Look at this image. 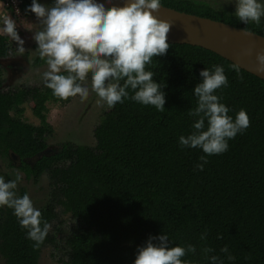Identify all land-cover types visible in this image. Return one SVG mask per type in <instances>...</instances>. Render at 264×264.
<instances>
[{
	"label": "trees",
	"instance_id": "obj_1",
	"mask_svg": "<svg viewBox=\"0 0 264 264\" xmlns=\"http://www.w3.org/2000/svg\"><path fill=\"white\" fill-rule=\"evenodd\" d=\"M30 3L23 0L25 16L31 13L25 11ZM161 4L264 36V22L245 25L234 13L203 1ZM15 51L10 37L0 35V59ZM213 64H222L228 77V85L217 94L230 108L229 115L246 109L250 124L229 140L227 151L209 156L201 171L195 165L202 150L181 148L178 137L191 131L188 111L196 103L192 89L199 71ZM146 70L165 84L163 112L125 100L104 113L94 129L95 146L66 142L54 151L47 143L53 133L47 104L67 103L72 97L60 99L45 85L5 90L0 70V156L11 166L18 158L19 169L34 181L49 175L59 193L39 209L45 220L51 224L62 205L79 222L68 239L69 259L62 264H132L137 246L163 231L174 243L197 245V253L183 259L207 264L201 247L209 246L223 258L220 248L227 245L236 260L225 259V264H264V79L188 43H170L167 53L153 57ZM28 102L40 125L22 119ZM16 191L26 193L24 188ZM205 230L207 239L201 241ZM54 240L49 230L44 243L33 248L12 209L0 207V255L5 264H41L43 248Z\"/></svg>",
	"mask_w": 264,
	"mask_h": 264
},
{
	"label": "clouds",
	"instance_id": "obj_2",
	"mask_svg": "<svg viewBox=\"0 0 264 264\" xmlns=\"http://www.w3.org/2000/svg\"><path fill=\"white\" fill-rule=\"evenodd\" d=\"M235 15L245 25H259L264 17V0H232ZM161 7V0H125L123 5L106 7L102 0H31L26 12L34 13L39 29H34L32 39L41 58L46 59L47 70L41 74L44 85L60 99L75 97L81 100L89 95L84 84L91 77V90L97 95L98 104L108 108L125 100L151 105L163 112L166 94L164 83L154 79V72L146 70L153 57L163 56L170 47L168 33L171 23L158 18L154 12ZM32 30V29H30ZM0 35H7L25 50L24 39L19 35L16 21L8 16L0 20ZM256 68L264 72V48L256 52ZM239 70L236 65L232 66ZM199 81L192 89L196 103L188 111L192 118L191 131L178 137L181 148H199L195 168L203 170L208 157L228 150L229 140L249 127L246 109L235 116L222 102L217 89L228 85V77L222 64H213L199 71ZM23 177L6 180L0 175V207L12 209L13 215L26 237L39 248L45 241L51 224L42 217L29 194H17L18 182ZM200 240L207 239V230L200 233ZM217 238H221L218 234ZM201 254L207 264L234 262L236 257L224 245L220 252L203 246ZM189 253H197L193 243L177 244L163 231L149 235L137 246L132 264H199L183 259Z\"/></svg>",
	"mask_w": 264,
	"mask_h": 264
},
{
	"label": "rangeland",
	"instance_id": "obj_3",
	"mask_svg": "<svg viewBox=\"0 0 264 264\" xmlns=\"http://www.w3.org/2000/svg\"><path fill=\"white\" fill-rule=\"evenodd\" d=\"M203 1L216 9L234 12L232 0H196ZM42 3H51V0H41ZM264 22V17L261 19ZM40 25L34 13L23 16L19 35L24 39L25 50L18 51V46L11 38L15 46V52L0 59V70L3 72L4 89H17L26 86L42 87L44 83L41 74L47 70L46 59L43 63H38L40 57L36 49V42L32 39L34 29H39ZM32 29V30H30ZM41 58V57H40ZM43 59V58H42ZM84 84L89 88V95L81 100L79 94L72 97L67 103L48 102L47 117L53 127V133L47 136L48 149L58 150L63 143L71 142L75 146L88 145L95 146L96 139L94 129L100 123L104 113L111 108L98 104L97 95L91 90V77ZM24 112L22 119L33 125H40V119L34 114L30 102L23 105ZM13 115H16L13 112ZM16 163L10 165L9 159L0 156V175L6 180L15 179L19 173L23 179L18 182L17 189H25L29 194L35 207L41 209L54 195L58 194L55 185L49 175L44 173L38 181L27 177L26 173L19 169V160L14 158ZM58 217L51 223L50 232L54 236V242L45 246L41 253V264H62L69 259L68 239L72 232L79 226L77 219L67 213L62 205L57 206ZM0 264H5V260L0 255Z\"/></svg>",
	"mask_w": 264,
	"mask_h": 264
},
{
	"label": "water",
	"instance_id": "obj_4",
	"mask_svg": "<svg viewBox=\"0 0 264 264\" xmlns=\"http://www.w3.org/2000/svg\"><path fill=\"white\" fill-rule=\"evenodd\" d=\"M106 7L123 5L125 0H102ZM170 21V43H188L210 49L240 67L264 79V72L257 71L256 52L264 48V36L219 20L202 17L161 4L154 12Z\"/></svg>",
	"mask_w": 264,
	"mask_h": 264
},
{
	"label": "built area",
	"instance_id": "obj_5",
	"mask_svg": "<svg viewBox=\"0 0 264 264\" xmlns=\"http://www.w3.org/2000/svg\"><path fill=\"white\" fill-rule=\"evenodd\" d=\"M23 0H0V20L4 16H10L16 21L17 30L20 29L24 11L22 8Z\"/></svg>",
	"mask_w": 264,
	"mask_h": 264
}]
</instances>
